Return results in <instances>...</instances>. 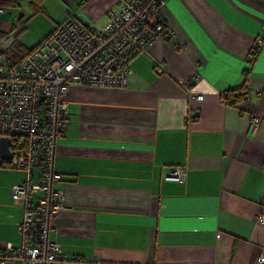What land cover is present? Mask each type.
Wrapping results in <instances>:
<instances>
[{
  "label": "crops",
  "instance_id": "obj_1",
  "mask_svg": "<svg viewBox=\"0 0 264 264\" xmlns=\"http://www.w3.org/2000/svg\"><path fill=\"white\" fill-rule=\"evenodd\" d=\"M36 1L34 9L30 0L12 8L0 0V32L36 22L41 35L22 43L27 51L67 13L93 26L118 7ZM160 13L173 36L130 61L126 86L68 89L53 155L64 209L49 236L83 264H264V44L250 55L264 0H166ZM243 87L235 105L221 100L219 92ZM178 167L182 182L164 179ZM24 177L0 165L2 250L20 244L21 208L10 189Z\"/></svg>",
  "mask_w": 264,
  "mask_h": 264
},
{
  "label": "built area",
  "instance_id": "obj_2",
  "mask_svg": "<svg viewBox=\"0 0 264 264\" xmlns=\"http://www.w3.org/2000/svg\"><path fill=\"white\" fill-rule=\"evenodd\" d=\"M166 0H116L118 7L105 12V20L93 26L73 13L24 58L11 64L0 54V138L10 139V168L25 171L11 186V200L21 208L18 225L20 244L0 249V264H83L84 259L67 256L51 239L50 221L64 209L61 175L53 168L57 140L63 135L70 86L116 87L127 85L130 61L146 53L159 39H170L172 29L160 9ZM5 9L0 7V15ZM262 33L251 48L253 60L264 44ZM155 71L161 73L159 65ZM221 100L225 95L219 92ZM194 98L202 96L194 94ZM259 117L249 116L257 127ZM16 141L11 143V139ZM185 169L178 167L164 179L182 182Z\"/></svg>",
  "mask_w": 264,
  "mask_h": 264
},
{
  "label": "trees",
  "instance_id": "obj_3",
  "mask_svg": "<svg viewBox=\"0 0 264 264\" xmlns=\"http://www.w3.org/2000/svg\"><path fill=\"white\" fill-rule=\"evenodd\" d=\"M34 1H36V0H30L29 3L33 2L32 5H33V8L35 9V8H37V1L36 2H34ZM6 3L9 4V7L12 8V7H15L17 0H6ZM34 5H35V7H34ZM21 19H22V17L20 18V20ZM21 30H22V27L13 29V31H11L9 34L0 32V54L5 56V58L11 64H15L18 61H20L34 48L33 47L27 51L25 48H23L22 44H20L16 40H15V42H11V37L18 35L21 32ZM243 90H244V87L240 88L239 90H229V91L225 92L224 95H225V101L227 102V104L233 106L237 102H239L243 97V94H244ZM13 141H16V139L12 138L11 143ZM0 165L9 167L6 161L0 162Z\"/></svg>",
  "mask_w": 264,
  "mask_h": 264
},
{
  "label": "rangeland",
  "instance_id": "obj_4",
  "mask_svg": "<svg viewBox=\"0 0 264 264\" xmlns=\"http://www.w3.org/2000/svg\"><path fill=\"white\" fill-rule=\"evenodd\" d=\"M19 11L17 12V15L15 13V10H11V14H14L15 16H18ZM34 20V19H33ZM36 22L31 21L27 23V28L25 31H21L18 35L11 37V42H19L20 44L25 43L27 45L34 43L38 40L41 34H37L36 30L33 28L34 24Z\"/></svg>",
  "mask_w": 264,
  "mask_h": 264
},
{
  "label": "water",
  "instance_id": "obj_5",
  "mask_svg": "<svg viewBox=\"0 0 264 264\" xmlns=\"http://www.w3.org/2000/svg\"><path fill=\"white\" fill-rule=\"evenodd\" d=\"M22 16L23 12L20 11L17 16V19L21 18ZM9 143L10 139L8 137L0 138V162L7 161L12 157L11 153L9 152Z\"/></svg>",
  "mask_w": 264,
  "mask_h": 264
}]
</instances>
